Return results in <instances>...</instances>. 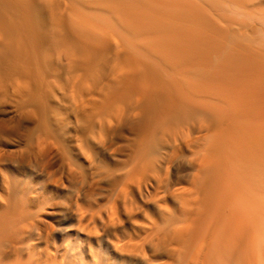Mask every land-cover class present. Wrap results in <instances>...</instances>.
<instances>
[{
  "label": "bare ground",
  "instance_id": "1",
  "mask_svg": "<svg viewBox=\"0 0 264 264\" xmlns=\"http://www.w3.org/2000/svg\"><path fill=\"white\" fill-rule=\"evenodd\" d=\"M0 264H264V0H0Z\"/></svg>",
  "mask_w": 264,
  "mask_h": 264
}]
</instances>
